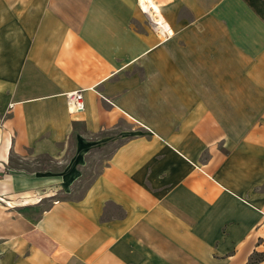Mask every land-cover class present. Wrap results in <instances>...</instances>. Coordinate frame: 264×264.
<instances>
[{"label": "crops", "instance_id": "crops-1", "mask_svg": "<svg viewBox=\"0 0 264 264\" xmlns=\"http://www.w3.org/2000/svg\"><path fill=\"white\" fill-rule=\"evenodd\" d=\"M118 138L81 196L54 197ZM36 155L60 170L13 165ZM251 261L264 264V18L249 2L0 0V264Z\"/></svg>", "mask_w": 264, "mask_h": 264}, {"label": "rangeland", "instance_id": "rangeland-1", "mask_svg": "<svg viewBox=\"0 0 264 264\" xmlns=\"http://www.w3.org/2000/svg\"><path fill=\"white\" fill-rule=\"evenodd\" d=\"M149 6H146L145 9H147L146 13L152 20ZM154 26L155 28L157 27L156 25ZM114 131L116 130L110 131L109 133H114ZM120 141L121 139L119 138L113 139L103 146L95 147L94 149H92L91 153L88 154L86 157L87 159L85 165L81 169L82 173L80 179L76 181L73 185H71L69 191L63 190L62 187L57 186V188H55L53 191L55 193L54 197L78 198L79 196H81L88 184L101 172L104 164L111 155V152ZM12 160L14 166L24 168L27 172L33 170L42 172L49 170L59 171L61 168L60 165L55 164L53 161H51L50 157L47 155H36L33 160L29 159L24 163L23 161H18V159L14 157L12 158ZM45 189L46 187H42V191H44ZM43 206H47V204H43Z\"/></svg>", "mask_w": 264, "mask_h": 264}, {"label": "built area", "instance_id": "built-area-1", "mask_svg": "<svg viewBox=\"0 0 264 264\" xmlns=\"http://www.w3.org/2000/svg\"><path fill=\"white\" fill-rule=\"evenodd\" d=\"M156 26L160 28L158 24H156ZM65 97H66L67 109L70 113L75 114L83 109L81 90L66 93Z\"/></svg>", "mask_w": 264, "mask_h": 264}, {"label": "trees", "instance_id": "trees-1", "mask_svg": "<svg viewBox=\"0 0 264 264\" xmlns=\"http://www.w3.org/2000/svg\"><path fill=\"white\" fill-rule=\"evenodd\" d=\"M249 4L254 8L255 12L264 18V0H247ZM253 261L250 262L252 264Z\"/></svg>", "mask_w": 264, "mask_h": 264}, {"label": "bare ground", "instance_id": "bare-ground-1", "mask_svg": "<svg viewBox=\"0 0 264 264\" xmlns=\"http://www.w3.org/2000/svg\"><path fill=\"white\" fill-rule=\"evenodd\" d=\"M145 4H147V2H145ZM147 6H149L148 4H147ZM150 7V6H149ZM150 10V12H151V16H152V20H153V22H155V23H157L160 27H162V23L159 21V19H158V16L156 15V13L153 11V9L152 8H150L149 9ZM148 10V11H149ZM163 28V27H162ZM167 30V29H166ZM168 31V30H167Z\"/></svg>", "mask_w": 264, "mask_h": 264}]
</instances>
